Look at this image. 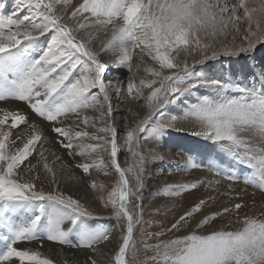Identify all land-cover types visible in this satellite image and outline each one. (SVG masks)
<instances>
[{
    "label": "snow or ice",
    "instance_id": "snow-or-ice-1",
    "mask_svg": "<svg viewBox=\"0 0 264 264\" xmlns=\"http://www.w3.org/2000/svg\"><path fill=\"white\" fill-rule=\"evenodd\" d=\"M258 45H264V0H82L78 5L72 0H19L10 14L0 11V264H54L38 250L19 247L45 241L87 250L83 264H264V211L241 217L245 205L236 203L196 221L207 203L201 199L166 229L195 221L193 230L165 241L159 238L163 232L147 230L153 222L134 203L140 199L146 163L141 140L159 142L178 119L198 126L192 135L249 169L244 183L264 191V70L253 73L250 83L197 70L209 60L252 53ZM105 55L128 72L135 68L145 74L138 81L133 75L127 83L129 96L144 102L148 115L124 133L131 158L126 168L119 163L121 137L109 92L115 88L117 95L122 93L119 81L106 77ZM196 56L200 58L189 63ZM201 89L209 92L198 95ZM10 102L28 111L8 107ZM172 105H183V116L165 122ZM88 110L96 115L89 117ZM29 112L48 122L55 143L72 163L53 150L52 140ZM70 116L75 123H66ZM202 166L190 158L185 170ZM109 169L118 176L110 189L92 178L93 170L109 176ZM208 169L226 180L240 179L215 159ZM81 180L100 193L98 199L121 233L112 256L103 249L114 232L95 225L101 217L90 203L65 190L64 182ZM205 183L212 187L220 181L166 185L160 194L177 195ZM232 212L240 225L236 230L203 231ZM153 238L156 242L149 243ZM141 245L152 253L144 261H139ZM62 264L73 262L64 259Z\"/></svg>",
    "mask_w": 264,
    "mask_h": 264
},
{
    "label": "rangeland",
    "instance_id": "rangeland-1",
    "mask_svg": "<svg viewBox=\"0 0 264 264\" xmlns=\"http://www.w3.org/2000/svg\"><path fill=\"white\" fill-rule=\"evenodd\" d=\"M18 2L19 0H0V11L5 14H10ZM72 2L78 5L80 2H82V0H72ZM21 15H23V13ZM239 43L240 41L237 40V44ZM210 52L211 50L209 51V55H211ZM199 58V56L190 58L191 60L189 59V63L192 62V59ZM135 60L136 57L134 56V63ZM147 63L152 62L148 60ZM117 68L118 72L116 70L113 71L109 68V71L106 73V77L107 79L113 81V83L119 81L120 91L122 93L120 95H117L115 88L110 89L109 92V94L112 96L113 119L117 123V127L121 137L120 142L122 151L119 156V163L121 167L126 168L131 163V158L128 155L123 144L124 133L129 127L135 126V124L139 120L148 115V108L144 102L134 100L131 96H129L128 93L127 83L129 78L135 75L138 81L139 78L142 77V75L138 74L135 68H133V72H128L127 69L122 66H117ZM197 70H204L206 74L211 76L212 78L223 79L225 81L233 80L241 83H250L253 73L258 74L261 70H264V45H258L256 50H254L252 53L240 54L239 56L235 57L222 56L218 60H209L204 65H198ZM144 75L145 74H143V76ZM256 79L259 80L258 75ZM144 92L145 95H147L148 90L145 89ZM208 92L209 90L201 89L198 95L207 94ZM129 109H131V111H129ZM183 111V105L170 106L169 110L165 113V122H167V120L173 116L178 118L182 117ZM133 113H136L137 115H133ZM87 115L89 117H92L93 115H96V113L88 110ZM67 120V123H75L73 118H67ZM182 120L183 119H178L175 127L173 129H169L159 142L141 140L140 151L144 153L146 157V163L143 172V189L140 194V199L134 200V203L141 204L144 209L145 220H150L153 222L152 226L147 230L151 233L163 232V235H161L159 238L165 241L187 235L193 230L195 221L191 224L184 225L179 230H173L171 232L166 231L167 228L171 227V224L175 221V219H178V217L185 211L190 210L191 207H193L196 203H199V201L203 199L198 194V190L196 189L181 191L177 195L165 196L160 194V190H162L166 185L180 186L193 183V181L195 182V179L192 180L191 177L192 173H194V170L200 171L199 174H202V176L204 177H207L208 174L214 175L213 172L209 171L208 169L210 159H215L217 163L226 171H236L240 179L231 181L233 183L239 185L243 184L244 177L249 172V169L243 166L236 165L226 155L222 153L218 154V150L211 142L206 141L201 137L192 135L194 131L198 130V126L195 125V128L189 129L181 128L180 122ZM44 122H41L39 124L46 135L52 140L51 146L53 150L63 157L65 155L64 159H67L66 161L72 163V161L69 160V158L66 156L65 150H62V148L55 143L56 137L55 134L51 131V126L47 122ZM157 156L163 157V159H156L155 157ZM190 158L195 160L197 163L202 164L203 166L185 170L186 162ZM77 159L80 158L78 157ZM76 170L78 171L80 176H84L80 169ZM93 171L92 178L97 179L98 182L106 183L109 186V189L118 180V176L114 173L113 169H109V171L112 173L109 176H103L102 174H98ZM85 179H87V177H85ZM129 179L130 186L134 188L135 181L132 180L131 177H129ZM79 185L82 187L84 185L83 181H80ZM253 188L255 190L257 189L256 187ZM79 191L80 193H84V201L90 203V210H93L99 217H101V219L96 220L94 224L114 232V237L111 244L103 249L108 254V256H110V254L112 256L113 250L118 249L121 233L116 228V221L111 218L112 214L110 209L104 207L103 203L98 199L100 193L89 190L86 187L82 190L80 189ZM257 191L261 190L258 188L256 192ZM244 193L245 195H248V192H243V194ZM261 194L263 199L261 198L262 200H260V203L254 201V203L252 202L250 204L251 199H246V202L244 201L245 207L243 209L245 212H242L243 216L247 213V215L249 216H259L260 213L264 211V191H261ZM254 195H257V193H250L248 195L249 197L247 196V198H252V196ZM258 204L261 206H257ZM249 209L251 210L249 211ZM259 209H261L262 211H259ZM211 212L214 211L211 209L209 210V208H207V205H205V208H203L201 212L202 214H197L196 219H202L204 214L209 215ZM235 220L236 216L232 217V221ZM205 227L208 229L209 226ZM239 227L240 226H236L235 222V226L233 224V227H231L230 230H236ZM135 237L137 241L141 239V231L139 229L135 231ZM155 242V238L149 241V243ZM48 245H51L53 248V256L55 257L52 260L54 264H62V261L64 259L71 260L73 264H75V261H79L80 264H83L88 255L87 250L73 249L69 248L68 246H60L49 241H45L43 245H41L39 242H33L31 244H21L19 245V247H28L34 250H38L41 253L42 258H48V253L46 251V246ZM0 247H2V244H0ZM140 247L141 251L139 252V261H144L146 257L150 256L152 253L145 252L143 250V245H141Z\"/></svg>",
    "mask_w": 264,
    "mask_h": 264
},
{
    "label": "bare ground",
    "instance_id": "bare-ground-1",
    "mask_svg": "<svg viewBox=\"0 0 264 264\" xmlns=\"http://www.w3.org/2000/svg\"><path fill=\"white\" fill-rule=\"evenodd\" d=\"M211 53V52H210ZM197 57V56H196ZM105 60L109 61V68L113 71H117L118 72V68H117V65H114L112 64L109 56L105 55L104 57ZM191 60V59H190ZM149 65H151L152 63H148ZM140 75L143 76V72L141 71L140 73H138ZM8 107L10 108H17L19 107L20 109L24 110V111H28V109L25 108V106L23 104H18L16 102H10V104L8 105ZM29 115H30V119L32 120H36L37 123H41V122H44L42 120H40L39 117L35 116L34 114H31L29 112ZM68 118H73L74 119V122H76V117L74 116H70ZM68 122V120H66ZM66 122V123H67ZM178 122V121H177ZM46 123V122H44ZM48 123V122H47ZM24 126L21 125L20 128H23ZM180 127L183 128V129H189V128H195V125L192 124L191 122H188V121H185V120H182L180 122ZM15 131H18L15 130ZM192 133V132H191ZM63 150V149H62ZM63 153V152H62ZM65 157V155H64ZM67 160V159H66ZM69 162V161H68ZM70 163V162H69ZM73 171L75 172V174L77 176H80V174L78 173V171L76 169H73ZM93 172H96L95 170ZM200 171L198 170H194V173H192V180L195 179V182L198 181V180H204L205 182H207L208 180H212V181H215V180H219L220 183L217 185V184H213L212 187H208L207 184H201L199 185L196 190H198V194L204 199L207 201L206 205H207V208H209V210H213L214 212H221L222 209L224 207H232L234 204L236 203H241L244 205V201L246 202V199H251V202L250 204L254 201L255 202H258L260 203V200L263 199L262 197V194H261V191H257L256 190L258 189H254L252 185L250 184H247L245 185L244 183L239 185V184H236V183H233L231 181H228V180H225L223 178H218L214 175H209L207 177H204L202 176V174H199ZM93 174V173H92ZM96 174V173H95ZM97 176V175H96ZM147 176V175H146ZM82 181V180H81ZM79 182L80 181H77V182H64V187H65V190L67 192H69L70 194H72L74 197H81L84 199V193H80V189H84L85 186L83 185L82 187L79 185ZM194 183V181H193ZM251 186V187H250ZM50 186L46 183L45 184V190H49ZM243 192H248V195L250 193L252 194H255L257 193V195H254L252 196V198H247L248 195H245V193L243 194ZM202 193V194H200ZM247 194V193H246ZM209 197H211L212 199H209ZM249 197V196H248ZM262 198V199H261ZM200 199V198H199ZM250 201V200H249ZM257 204V203H256ZM262 204V203H261ZM257 206H261V205H257ZM264 206V205H263ZM262 206V208H263ZM256 207V206H255ZM205 208V207H204ZM250 208V207H249ZM253 208V207H252ZM247 210V209H246ZM251 209H249L250 211ZM261 209H259L260 211ZM264 210V209H263ZM244 209L242 208L239 215L242 217L243 216V212ZM257 211V210H255ZM262 211V210H261ZM214 212H211V213H214ZM245 212V211H244ZM210 213V214H211ZM253 213V212H252ZM202 214V213H201ZM248 214V213H247ZM254 214V213H253ZM205 215V214H204ZM236 216V213L235 212H232V213H229L227 215H221L218 217L217 220H215L213 222V224L211 226L208 227V229L205 227V229L203 230L205 233L207 231H210L212 228H215V229H221V228H224L226 230H230L231 227H233V224L235 226V221H232V217ZM198 218V217H197ZM231 219V220H230ZM200 219H196V221H198ZM232 224V226H231ZM236 226H240L239 224L236 223ZM236 228V227H235ZM197 231H200V230H197ZM46 251L48 253V258L49 259H53L55 256H53V248L51 245H48L46 246ZM46 253V254H47ZM111 256V254H110Z\"/></svg>",
    "mask_w": 264,
    "mask_h": 264
}]
</instances>
